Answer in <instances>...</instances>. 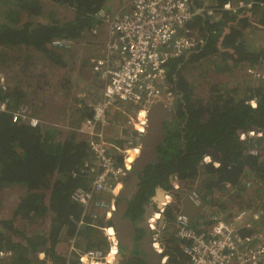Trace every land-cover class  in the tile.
Here are the masks:
<instances>
[{
    "label": "trees",
    "instance_id": "obj_1",
    "mask_svg": "<svg viewBox=\"0 0 264 264\" xmlns=\"http://www.w3.org/2000/svg\"><path fill=\"white\" fill-rule=\"evenodd\" d=\"M47 1L70 10V19H35L43 13ZM191 1L193 8L204 5V0ZM226 1L211 0L210 5L220 6ZM249 1L255 2L252 10L239 14L226 11L214 21L199 14L188 25L204 31L205 41L168 65L179 105L174 120L166 122V140L158 149L161 161L151 165L148 178L151 186L147 187L150 192L142 195L141 190L129 200V207L135 209V214L141 213V205L155 183L168 182L170 174L177 176L182 186L196 184L204 200L218 202L223 211L233 208L234 201L240 204L235 205L237 210L242 209L244 203L251 207L253 200H262L264 206V136L256 138L260 146L258 155L249 153L250 139H240L242 128L248 126L264 132V84L250 89L248 99L258 98V107L253 108L247 99H236V89L227 90L225 83L212 82L208 97L195 98L194 89L185 78L187 66L189 71H196L209 63L210 68L206 67L202 76L212 69L228 74L234 81L237 70L264 62V49L252 46L248 38L255 29L264 27V0ZM101 9L110 12L106 0H0V47L22 51L35 49L49 62L64 66L63 57L72 48L57 49L51 46V41L72 38L80 42L103 23V19L98 18ZM13 87L10 84L2 96L10 100V108L17 107L25 94L23 86ZM209 149H216L220 155L219 166L214 165L213 157L211 163L204 162ZM90 153L87 139L76 130L43 123L33 126L25 121L14 122L10 113L0 112V187L9 184L24 188L26 193L20 198L16 214L36 222L49 220L50 229V232L37 231L33 238L17 228H14L16 235L11 234L9 238L0 233V247L14 252V257L8 258L5 264H48L47 259L50 264H68L70 260L80 264L78 259H68L57 248L65 237L69 239L75 235L87 242L84 245L87 249L105 251L108 248L106 236L90 225L91 220L77 229L83 209L71 199L72 191L85 182L80 169ZM169 189L172 192L173 186ZM223 194L226 197L217 198ZM248 194L251 198L247 199ZM175 207H167L162 231L174 241L172 248H179V240L173 236L174 212L179 211ZM96 223L105 224L102 219ZM40 245L47 248L44 260L37 256ZM166 254L169 255L167 264L188 261L182 254L171 255L169 251Z\"/></svg>",
    "mask_w": 264,
    "mask_h": 264
},
{
    "label": "built area",
    "instance_id": "obj_2",
    "mask_svg": "<svg viewBox=\"0 0 264 264\" xmlns=\"http://www.w3.org/2000/svg\"><path fill=\"white\" fill-rule=\"evenodd\" d=\"M254 5L255 2L249 0H227L220 6L204 4L193 8L191 0H122L113 11L101 9L98 12V18L107 24L106 41L103 54L90 58V64L104 87L99 98L88 102L92 116L86 115L81 126L72 127L87 139L91 153L80 169L85 182L72 191L71 199L83 209L77 229L91 220L90 225L104 232L109 245L105 251L80 248L75 243L77 236H74L71 251L81 263L110 264L112 260L109 257L119 251L117 232L110 222L117 211L120 191L127 184L138 155L133 156V151L136 148L140 150L142 146L147 129V111L156 102L172 108L176 93L168 65L205 41L204 31L189 28L190 22L199 14H205L214 21L226 11L239 14L252 10ZM92 32L99 34L97 27ZM212 32L216 33L215 30ZM77 42L72 38H55L51 46L68 50ZM244 72L257 84H264V62L247 65ZM9 102V99L0 97V112L10 113L14 122L25 121L33 126L41 123L31 114L29 104L20 103L10 108ZM246 102L253 108L258 107L257 97ZM113 110L126 116L127 121L110 122ZM112 126L121 130L116 140L109 136ZM263 136L262 130L240 133L241 140H251L249 153L252 155L259 154L256 138ZM212 160L210 155L204 157L205 163ZM213 163L220 165L217 161ZM177 182L175 187L178 189L181 184ZM171 199V194L167 195L160 211L150 219L155 234L154 245L163 255L161 264H167L169 255L156 242L157 223L166 207L171 205ZM186 199L199 210L200 219L195 221L181 210L175 212L173 236L179 240V248H172L171 255L187 256L185 264H264L263 203L223 211L218 205H212L214 201L211 204L204 200L196 184L188 191ZM101 218L106 223L99 226L96 221ZM13 256L12 250L0 247V264H5Z\"/></svg>",
    "mask_w": 264,
    "mask_h": 264
},
{
    "label": "rangeland",
    "instance_id": "obj_3",
    "mask_svg": "<svg viewBox=\"0 0 264 264\" xmlns=\"http://www.w3.org/2000/svg\"><path fill=\"white\" fill-rule=\"evenodd\" d=\"M106 1H107V4L111 7V10L113 11L114 8L117 6V4H119V2L122 0H106ZM204 4L210 5L211 0H204ZM44 5L45 6H44L43 13L40 14L39 16L35 17V19L39 18V20L44 19L45 21L52 20V19L66 20V19H70V17L72 16V12L70 10L63 8L61 6H58V5L56 6V5L52 4V2H50V1L45 2ZM104 24L107 26L106 23H104ZM249 30H251V29H249ZM90 34L87 37L85 36L81 40L82 41L85 40L84 42H86L88 44H91V43H93V44L98 43L99 44L103 40V35H101V34H98V35L93 36V37H91L92 34L91 35ZM106 34H107V32H106ZM106 34H105V36H106ZM248 38H251L250 42L252 43V46L258 47L259 49H264V30H262L261 28L255 29L252 33L248 34ZM105 41H106V38H104L103 43H105ZM75 45H74V47H75ZM34 51L39 52L38 50H35V49H24L22 51L20 49H7V48L5 49L3 47H0V78L3 79V77H4L5 82H6V89L4 90V94L7 91V89H9L10 84L12 85V87L15 84V83H10L12 81L11 78H13L12 77L13 72L10 68L9 61H11L12 64L15 65L16 69H18V70L19 69L20 70L26 69L25 66L27 64H24L22 59L24 58L25 55H28V56H30L29 54L32 55L34 53ZM40 56H41V53H40ZM73 58L75 60L76 56H74ZM34 59H40V58L39 57L36 58L35 55H33V58H31V60H32L31 64L32 65L34 64L36 66H30L28 68L34 69L32 71L36 72V78H37V81H38L39 87H40L42 85L40 78L45 77V76L42 72L43 70L40 68V62L36 63ZM70 62L72 64L68 65V68H67L68 72H72L74 69V65H73L74 61L72 60V58H71ZM214 63H215V61L212 62V65ZM50 64L54 65V66H59V65H55L51 62H50ZM89 65L91 67L90 59H89ZM209 65H210L209 63H206V64H204V67L210 68ZM204 69H201V70L199 69L196 71L191 69V71H189L190 69H188V66H187V69L185 70V78L190 83L191 88L194 89V93H195L194 97L195 98L196 97H201V98L202 97H208L210 95V88H211L212 82H218L220 84L225 83V85L227 84L226 88L229 91L236 89L235 98L238 100L248 99V96H250V94H251L250 89L257 86V82L250 79V77L247 76V74H245L243 68L236 71V76H235L234 81H232L229 78L228 74L221 73V72H215V71H212V69L208 70V73L206 75L202 76V71ZM245 79L248 80L247 83H245ZM68 82L70 83L71 80L69 79ZM44 83H46L49 86V89L51 91H56V90L60 91L59 94L56 96V99L59 100L58 104H60L61 109H59V111H56L55 114L61 115V116H63L64 114H65V116H69V114H70V116H73V115L78 116L72 108L74 106L78 105V103L80 102V97L84 95V96H86V98L88 97L89 101L91 99H94V98H99L102 94V90L104 87L103 82L100 80V78L97 77L96 88H93L91 93L89 94V96H87L86 94H84V91L81 92L80 87H73V84H72V87L71 86H67V87L62 86L61 88H56L55 86H51L48 84L47 78H46ZM81 83H82V81H81ZM35 84H37V83H35ZM237 88H238V91H237ZM79 92H80V94L78 95ZM36 94H37V92H36ZM48 95H50V97L53 98V96H51V95H53V93H49ZM60 101H61V103H60ZM22 103H26V102H22ZM26 104H28V103H26ZM52 109H53V107H49V109H48L49 114L52 113ZM31 112L34 113L35 111L31 110ZM80 120H81V118L75 122H74V120L70 121V122H62L63 123L62 125H63L65 130H70L69 127H78L81 124V122L83 121V120H81V121ZM109 120L112 123L113 122L118 123L119 121H122V120L127 121V117L120 115L119 111L113 110L111 115H110ZM120 134H121V130L117 126H112V128L109 130V136L113 140H116L117 138H119ZM134 155H135V153H134ZM194 186H195V184L191 187H190V185H183V186L181 185V187L178 189L173 187V191L171 192L172 199H171L170 204L176 206L175 210L178 209V210L186 212L185 211L186 206L188 208H191L192 205H191L190 201L186 199V196H187L188 191ZM8 188L13 189V185H11V187H8L6 185H3L0 187V209L3 207L6 208V210H5L6 212L1 215L0 231H2L4 229L5 232H7L6 230H11V229H9L10 226H17L19 229L23 230L24 232L28 233V235H32V236H34V232H35L36 228H39V229L43 228L44 230L47 231L48 230V228H47L48 227V221L44 222V224H45V227H44V224L42 226H40L41 222H36L33 219L25 220L16 214V212H15V208L17 207L16 198L21 197L19 195L25 189L22 187H19V186H17L15 188V190L8 189ZM248 195L249 196H247V199L249 197L251 198V195L250 194H248ZM221 197H226V195L223 194L217 198H221ZM8 199L11 200L10 203H9ZM185 201H189V203L186 204ZM208 202L211 204L213 203V201H210V200ZM233 203L236 206L240 205L237 201H234ZM261 203H262V200H253L251 202V207H254V205H256V206L261 205ZM217 204H219V203L217 202ZM217 204L214 203L212 205L215 207ZM235 205L232 207L237 208V207H235ZM245 206H247L246 203H244L243 207H245ZM192 207H193V212L188 213V214L195 221H198L200 219L199 210L195 206H192ZM36 235H37V233H35V236ZM156 242H159L161 248H163L165 250V252H167V251L170 252V250L172 249V246L174 245V241L171 240V237L164 234V232L161 230L157 231ZM86 243L87 242L84 239H82V245H85ZM48 264H50V262H48Z\"/></svg>",
    "mask_w": 264,
    "mask_h": 264
},
{
    "label": "crops",
    "instance_id": "obj_4",
    "mask_svg": "<svg viewBox=\"0 0 264 264\" xmlns=\"http://www.w3.org/2000/svg\"><path fill=\"white\" fill-rule=\"evenodd\" d=\"M110 10H111V7H110ZM97 29H98L99 34L103 35V40L99 44L98 43L88 44V43L84 42L85 40H83V41L81 40L80 42H78L75 45L74 48H72L71 51L68 52V55L66 54L63 57V60L65 62L64 66L51 65L49 60L47 58H45V56L41 52H40L41 53V56H40V53L37 51H34V53L32 55L29 54L30 56L25 55L24 58L22 59L24 64H27L25 66L26 69H21V70L19 69L18 70V69H16L15 65H13L11 61H9L10 68L13 72L12 73L13 78H11L12 81L10 83H15L13 89L20 88V85L24 87V93L25 94H22V95H24V98L22 99L21 103L26 102V103L30 104L31 110L35 111L34 113L31 112V114L34 117L38 118L41 121V123L46 124V125L59 126V127L64 129L62 122H70L73 120L75 122V121L79 120L80 118H81V120H83V118H84L83 114H85V112L81 106V101L78 103L77 106H74L72 108L78 116H74V115L70 116V114H69V116H65V114L63 116L56 115L55 112L59 111V109H61L60 104H58L59 100L56 99V96L59 94L60 91L59 90L51 91L49 89V86L44 82L47 78L48 84L51 86H55L56 88H61L62 86H66V87L71 86L72 87V84H73V87H80L81 92L84 91V94L89 96L92 89L96 88L97 77L99 78V76L91 69V67L89 65V59L91 57L100 56L103 54V48H104L103 42H104L105 34L107 32V26L104 23H102V24H100V26ZM91 34H90L91 37H93V33H91ZM33 55H35L36 58H38V57L40 58V59H34V60L36 63L40 62V68L43 70L42 72H43L44 76L46 77V78L45 77L40 78L41 84H42L40 87H39V83H38L37 78H36V72L32 71L34 69L28 68L30 66H36L34 64L33 65L31 64L32 63L31 58H33ZM74 56H76L75 60L73 58ZM71 58L74 61V63H73L74 69L72 72H68V70H67L68 65L72 64L70 62ZM69 79L71 80L70 83L68 82ZM81 81H82V83H81ZM3 82H4L3 84H5L4 86L6 87V82H5L4 77H3ZM35 83H37V84H35ZM36 92H37V94H36ZM49 93H53V95H51V96H53V98H51L50 95H48ZM79 94H80V92L78 93V95ZM81 99H85L87 105L89 106L88 97L86 98V96L83 95L80 97V100ZM60 103H61V101H60ZM84 104H85V101H84ZM49 107H53L51 114L48 113ZM79 109H81V112L79 111ZM69 129L73 130L72 127H69ZM6 186L11 187V185H9V184H6ZM15 188L16 187L13 186V189L12 188H8V189L15 190ZM23 191L21 192V194L19 196L23 197L25 195L26 190H23ZM21 197L16 198V202H17V207L15 208L16 213H17V208H18L19 201H20ZM10 201L11 200H9V203H10ZM185 203L187 204V203H189V201H185ZM191 205H192V203H191ZM192 206H191V208H188L186 206L185 211L187 213H192L193 212ZM5 210H6V208H4V207L0 209V220H1V215L6 212ZM19 217H21V216L19 215ZM101 219L103 220L104 223H106V221L103 218H101ZM27 220H29V219H27ZM112 223H113V221H112ZM43 224H44V222L41 221L40 226H42ZM12 227H13V229H12ZM15 227L18 230L23 231V230L19 229L17 226H10L9 229H11L12 231L6 230L7 232H5V230L3 229L2 231H0V233H3V235L5 234V236L7 238H9L11 234L16 235L15 231H14ZM44 227H45V224H44ZM47 228H48L47 232H50L49 220H48V227ZM40 230H44V229L43 228H40V229L36 228L35 232H34V236L28 235V233H27V235L29 237L33 238V237H35V233H37V231H40ZM62 235H63V233H62ZM72 238H74V237H72ZM72 238L68 239L67 237H65L58 244L57 248H58V251L60 253H62L64 256H66L68 259L71 258L72 260H74V259L76 260L77 256L75 255V253H73L71 251ZM75 243L80 248H85L84 245H82V238L77 237ZM76 244H75V246H76ZM49 245H50V243H49ZM42 247H45V249H43ZM37 249H38V251H37L38 258L40 260L46 259V257H47L46 245H40V246H38ZM46 262H50V261L47 259ZM69 263H73V261L70 260Z\"/></svg>",
    "mask_w": 264,
    "mask_h": 264
},
{
    "label": "water",
    "instance_id": "obj_5",
    "mask_svg": "<svg viewBox=\"0 0 264 264\" xmlns=\"http://www.w3.org/2000/svg\"><path fill=\"white\" fill-rule=\"evenodd\" d=\"M4 92L3 81L0 78V96ZM81 106L87 116H92V109L87 105L84 99H81ZM85 101V104H84ZM179 100L175 98L173 101L174 110L178 109ZM175 113L171 110V107L163 102H156L149 107L147 111V129L140 148L139 154L136 156L133 162V169L128 179L127 184L120 191V201L118 202L117 211L113 215L112 221L117 232V237L120 246L125 250L118 252L110 264H123L126 260L131 257V251L134 248L135 243V230L136 228H145L147 235L143 239V244L140 246V250L145 253L146 264H160L163 259V255L157 251L154 245V231L150 225V219L154 215L155 210L152 213L145 215L144 221L137 220L136 223L130 218L126 217L129 205V198L135 189L138 188L142 179L148 171V166L151 163L160 160L158 149L159 146L166 140V122L173 120ZM254 130L252 126L242 128V131ZM208 155L213 157L215 160L220 158L216 149H209ZM161 190V188L159 189ZM163 193H166L164 191ZM162 201H165L163 197L158 204V210L163 206ZM157 210V211H158ZM166 215L161 214V217L157 223V229L161 230L165 224ZM45 249V247H42ZM84 264V263H80Z\"/></svg>",
    "mask_w": 264,
    "mask_h": 264
},
{
    "label": "flooded vegetation",
    "instance_id": "obj_6",
    "mask_svg": "<svg viewBox=\"0 0 264 264\" xmlns=\"http://www.w3.org/2000/svg\"><path fill=\"white\" fill-rule=\"evenodd\" d=\"M171 110L174 111L175 116H176V111L177 110H174L173 106H172ZM173 120H168V121H173ZM159 158H160V153H159ZM160 161H161V158H160L159 161L151 163L148 166V171H147V173L145 175V178L142 179V181H141L140 185L138 186V188L134 190V192L132 193V196L135 193H138L141 190H142V195L145 194V193H149L150 192V189H147V187L151 186V183H149V181H148V178L150 177L149 172L151 171V165L152 164L154 165V164H156V163H158ZM177 181H179L178 177L177 176L175 177L174 174H170L168 182L155 183L153 191L151 192V194L148 197H146L147 200L145 202H143L142 205H141V207H142L141 213L138 214V215L135 214L134 213L135 209L133 208V210H132L129 207V205H128V211H127L126 217L130 218L132 221H134L136 223L137 220L144 221L145 215L152 213L153 210H155L157 212L159 201L163 197H165V200H166L167 195L171 194V191L169 189L170 186L175 187V185L178 183ZM160 188H161V190H159ZM164 191H166V193H163ZM132 196L129 198V200L132 198ZM163 202L164 201H162V203ZM168 206H170V205H168ZM166 209H167V207H166ZM166 209H165V211H166ZM158 211H160V210H158ZM165 211L163 212L164 214H165ZM163 228H164V226H163ZM163 228L161 229V231L163 230ZM146 235H147V230L145 228H136V230H135V240H134L135 243H134V248L131 251V257H129L128 260L123 262V264H130V263L131 264H146V262H145V253H144V251L140 250V246L143 244L142 241H143L144 237H146ZM123 250H125V249L123 247H121L120 244H119V251L118 252H121ZM161 262H160V264H161Z\"/></svg>",
    "mask_w": 264,
    "mask_h": 264
},
{
    "label": "bare ground",
    "instance_id": "obj_7",
    "mask_svg": "<svg viewBox=\"0 0 264 264\" xmlns=\"http://www.w3.org/2000/svg\"><path fill=\"white\" fill-rule=\"evenodd\" d=\"M143 114H144V112H143ZM139 151H140V150H139L138 148H136V149L133 151V153H135V155L133 154V156H136L137 154H139ZM154 227H155V226H154ZM154 229H155V228H154ZM113 258H114V256H112V255L109 257L110 260H113Z\"/></svg>",
    "mask_w": 264,
    "mask_h": 264
},
{
    "label": "clouds",
    "instance_id": "obj_8",
    "mask_svg": "<svg viewBox=\"0 0 264 264\" xmlns=\"http://www.w3.org/2000/svg\"><path fill=\"white\" fill-rule=\"evenodd\" d=\"M1 79H2V78H1ZM2 81H3V79H2ZM3 85H4V84H3ZM3 95H4V92H3V94H2L1 96H3ZM1 96H0V97H1ZM254 130H255V129H254ZM216 161H217V160H216Z\"/></svg>",
    "mask_w": 264,
    "mask_h": 264
}]
</instances>
